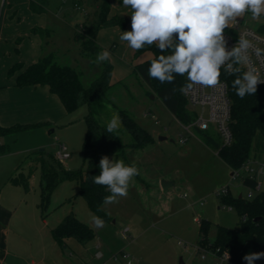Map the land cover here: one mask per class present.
<instances>
[{"label":"rangeland","instance_id":"obj_1","mask_svg":"<svg viewBox=\"0 0 264 264\" xmlns=\"http://www.w3.org/2000/svg\"><path fill=\"white\" fill-rule=\"evenodd\" d=\"M25 1L30 3L31 0H0V72L9 60L6 46L11 44L10 34L24 31L32 21H46L40 35L43 54L54 53L60 64L80 72L85 87L90 86L101 74L103 61L96 62L97 54L92 58L82 53V41L76 38L75 32L81 25L96 19V10L103 0L98 3L94 0H33L38 8L44 9L35 17L26 12ZM108 5L110 8L109 0ZM242 18L239 21L243 26L256 30L264 15L252 19L250 13H245ZM127 24L131 29V21ZM101 29L116 31L114 40L101 39L104 43L97 44L102 52L111 53L108 62L112 71L118 68V63L123 69L121 79L111 75L113 87L93 116L107 127L113 117L118 116V111L123 110L151 134L153 143L139 152L126 150L121 159L109 157L114 161L122 160L125 165L134 164L139 175L130 181L126 196L103 205L107 218H102L103 227H97L94 222L97 216L88 208L79 193V183L74 180L54 190L44 212L39 208L38 157L42 154L56 156L59 145H64L70 158L58 161L70 171L85 167L82 148L87 131L86 106L69 114L62 106L61 115L50 123L0 137V170H5V174L10 172L6 179H0V204L13 213L6 231L8 257L5 264H123V254L134 264H213L212 259H202L195 251L199 225L194 219L198 217L211 223L210 238L214 237L217 226L240 227L239 214L225 208L214 194L229 184L231 170L201 134L194 132L185 144L179 143V134L184 133L180 122L159 99L148 95L147 87L132 71L138 57L132 55L129 62H122L126 48L123 41L118 40L122 28L112 25ZM14 53L15 50L10 51L12 56ZM116 72L119 73L118 69ZM115 131L124 143L129 141L120 119ZM208 133L213 140H218L213 129ZM161 137L166 139L160 140ZM13 174L28 178L27 190L8 181ZM162 181L171 185L164 190ZM231 183V193L245 198L247 190L240 181ZM69 215L91 228L94 237L86 243L69 238L64 247L58 246L51 232ZM124 231L126 239L121 236ZM255 264H264V258L255 260Z\"/></svg>","mask_w":264,"mask_h":264},{"label":"trees","instance_id":"obj_2","mask_svg":"<svg viewBox=\"0 0 264 264\" xmlns=\"http://www.w3.org/2000/svg\"><path fill=\"white\" fill-rule=\"evenodd\" d=\"M94 1L98 3L100 0ZM30 9L34 13H41L44 10L38 8L33 0L30 1ZM108 14V0H103L96 10V19L89 24L81 25L75 32L76 38L82 41L84 55L93 58L102 52L96 42L97 32L101 28L112 25H119L123 28L129 22L127 19L119 17L108 19ZM257 29L264 34V18ZM146 51L152 53V58L136 64L133 67V73L145 84L148 95H154L159 99L179 122L188 124L193 119V114L188 110L186 100L180 91L188 83L186 75L176 76L172 83H160L156 79H149L147 70L150 62L160 53L156 49V45L153 44L151 47L145 46V48L136 51L135 57ZM168 54L170 53H164V55ZM102 66L101 74L88 87L83 85L80 72L73 67L60 64L54 53L47 54L28 66L16 63L8 71V76H13L18 70L21 71L16 77V87H48L50 93L57 96L68 114L75 112L81 106L88 108V115L85 117L87 131L82 148L85 167L77 171H70L55 156L42 154L37 159L40 164L39 208L41 212L46 210L50 197L58 186L66 181L74 180L79 183V193L90 211L100 219L107 218L102 208L105 204V197L112 194L107 186L93 183V177L100 173V159L103 156L121 159V155L126 150L132 153L139 152L153 143L151 134L123 110L118 111V116L129 137V141L126 143L123 142L118 131L108 132L106 126L95 120L93 115L96 109L107 100V95L113 87L111 82L112 65L108 60H105ZM222 78L227 83L231 101L230 127L233 142L228 147H221L219 138L213 140L212 135L208 132L197 133L206 138V144L211 149L218 151V157L230 170H236L252 156L263 159L264 86L257 88L255 95H245L244 98H240L232 88V82L236 77L223 70ZM36 126L38 125L15 124L9 127L0 125V137L12 136ZM8 181L13 185H21L26 190L28 188V178L22 174L18 176L13 174ZM244 184L246 187L253 188L255 181L246 179ZM239 196V194L233 195L229 192L220 199L224 206L231 207L239 214L240 227L230 229L217 226L214 237L210 238L211 223L200 220L199 237L195 246L212 252L219 250L221 253H228L232 264H247V261L243 259L246 254L264 252V191L258 192L252 199ZM256 218H260V220L254 221ZM51 233L60 247H64L69 238L86 243L94 237L93 230L72 215L67 216Z\"/></svg>","mask_w":264,"mask_h":264},{"label":"clouds","instance_id":"obj_3","mask_svg":"<svg viewBox=\"0 0 264 264\" xmlns=\"http://www.w3.org/2000/svg\"><path fill=\"white\" fill-rule=\"evenodd\" d=\"M131 9V30L122 31L121 41L139 51L145 46L156 45L159 55L151 60L147 70L149 79L160 83H172L176 76L187 77L188 83L180 91L194 85L203 87L220 86L221 69L236 78L232 88L236 95H255L257 86L264 83V76L254 67L241 71L237 65L250 63L252 50L250 41L241 37L230 50L225 38L229 22L238 23L237 18L250 13L252 19L264 15V0H122ZM170 53L164 55V53ZM262 50L255 49L260 56ZM107 50L97 54V63L109 60ZM119 126L118 116H114L107 126L113 132ZM100 173L93 177V183L107 186L112 195L105 197V203H113L118 197L127 195L129 183L139 169L124 162L110 160L103 156L99 163ZM97 227L104 222L94 218ZM264 258V252L246 254L247 264ZM228 259V253H227ZM131 264V261H129Z\"/></svg>","mask_w":264,"mask_h":264},{"label":"crops","instance_id":"obj_4","mask_svg":"<svg viewBox=\"0 0 264 264\" xmlns=\"http://www.w3.org/2000/svg\"><path fill=\"white\" fill-rule=\"evenodd\" d=\"M109 1L111 7L109 8L108 19L112 17H119L131 21V9L129 7L123 6L120 0ZM119 2L121 4H118ZM25 4L24 5L27 6V9L25 7L24 8L25 10H27L26 12L29 11V16L35 17L36 14H39L31 11L30 3H27L25 1ZM30 12L32 15H30ZM242 16L238 17L237 20H242ZM91 22L93 21H90V23ZM231 23L232 22L230 21L229 25ZM45 25L46 21H32L30 23V26L27 27L24 31H14L9 36V42H11V44L6 46V48L8 49L9 60L5 63L4 69H2V71L0 72V125L3 127H9L15 124H48L54 121L62 113L63 109L62 105L59 102V99H57V96H55L54 94L50 93L48 87L29 86L19 88L16 87L15 82L16 77L21 73V71L15 72L13 76H8V71L14 64L22 63L25 66H28L37 62L39 58L43 57L44 54L42 52L43 48L41 45L42 39L40 35L43 30L42 27H44ZM34 30L36 31L34 32ZM128 30H131L130 24H126L122 28V31ZM113 34H117L114 29H101L97 32L96 42H100L102 44L104 43L102 40L107 41L111 38L114 40ZM118 40H120L119 34ZM123 44L126 45V48L124 55H122V62H129L132 58V55L135 57L136 51L129 48L126 41H123ZM13 50H15V53L12 56V54H10V51L12 52ZM151 58L152 53L146 51L138 56V60H136L137 62L133 63V67L136 64L142 63ZM120 64L121 63H118V68L114 67V70L112 71L113 78L121 79L123 67H121ZM117 69L120 74L116 72ZM9 173L10 172H6L5 174V170L3 172V170L1 169L0 179H2V177H4L3 179H6ZM9 209L10 208H7L0 204V264H5L8 257L6 231L8 230L10 221L13 217V213Z\"/></svg>","mask_w":264,"mask_h":264},{"label":"built area","instance_id":"obj_5","mask_svg":"<svg viewBox=\"0 0 264 264\" xmlns=\"http://www.w3.org/2000/svg\"><path fill=\"white\" fill-rule=\"evenodd\" d=\"M241 37L248 39L252 45V50L249 54L250 63L247 65H237L241 67V71L248 70L249 67H254L260 72L261 76H264V54L260 56L255 55V49L262 50L264 53V34L259 32L258 29L254 30L242 25L241 21L238 23H232L225 30V38L228 42L229 50L236 45ZM224 68L221 69L220 76V86L203 87L200 85H194L191 89H186L182 92V96L185 98L188 110L193 114V119L188 124H183L180 122V126L183 130V134H179V143L185 144L188 137L193 136L194 132H209L211 129L217 134L221 147H228L233 142V135L230 127L231 123V101L229 98V91L227 83L222 78V72ZM264 86L261 83L257 88ZM147 116V114H145ZM58 153L55 156L60 162L69 159L70 154L64 145H59ZM218 155V151H215ZM249 179L255 181V186L253 188L246 187L244 181ZM239 180L240 184L244 186L247 190L246 199H252L255 194L263 191L264 186V158L250 157L244 162V164L236 170H231L230 182L228 185L214 192L215 196L222 198L226 196L230 191L231 182ZM242 196L241 194H239ZM185 197V195H183ZM227 207L233 210L231 207ZM200 220L198 217L194 221L199 225ZM123 238H127L126 231L121 233ZM195 251L201 256L202 259L210 258L213 260V264H232L227 259V254L225 252H220L216 250L215 252L209 251L207 249L195 246ZM124 259L123 264H134L132 260L129 259L128 255L123 254Z\"/></svg>","mask_w":264,"mask_h":264},{"label":"water","instance_id":"obj_6","mask_svg":"<svg viewBox=\"0 0 264 264\" xmlns=\"http://www.w3.org/2000/svg\"><path fill=\"white\" fill-rule=\"evenodd\" d=\"M151 98L153 99L154 98V95H151ZM164 139H166V138H162V137L160 138V140H164ZM34 152H37V151H34ZM170 185L171 184L168 183V182H165V181H162L161 182V188L164 189V190H166ZM239 197H241V196H239ZM259 220H260V218L254 219V221H256V222L259 221Z\"/></svg>","mask_w":264,"mask_h":264}]
</instances>
